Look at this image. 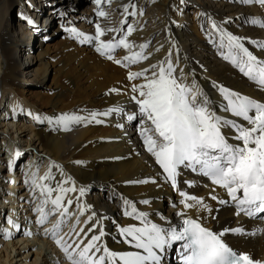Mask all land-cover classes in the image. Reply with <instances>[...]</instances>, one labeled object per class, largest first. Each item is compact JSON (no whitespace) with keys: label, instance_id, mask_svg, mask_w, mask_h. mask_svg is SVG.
Here are the masks:
<instances>
[{"label":"bare ground","instance_id":"6f19581e","mask_svg":"<svg viewBox=\"0 0 264 264\" xmlns=\"http://www.w3.org/2000/svg\"><path fill=\"white\" fill-rule=\"evenodd\" d=\"M75 2L0 0V264H72L63 248L70 245L69 252L78 259L79 251L100 231L105 233L97 242L101 252L93 250L91 255L103 254V246L114 252L137 251L121 243V226H141L140 221L123 215L125 200L162 227L178 225L181 217L177 213L183 211L215 232L236 227L255 232H229L223 238L236 251L264 261V234L258 232L264 229V214L237 216L234 204L219 203L220 199L230 200L225 189L183 166L177 187L165 179L141 135L142 129L151 127L150 122L140 115L132 99L138 96L131 91L132 85L144 83V77L128 79L129 72L145 69L150 77L153 65L170 61L175 75L204 93L217 115L246 124L224 110L227 102L220 88L264 103V86L224 58L230 50L221 31L240 38L257 60L264 61V28L255 23L264 21V4L259 0H102L97 5L91 0L79 11ZM99 10L107 16H98ZM112 12L119 13L118 21ZM97 23L115 30L106 32L101 37L104 41L118 40L132 27L128 36L134 45L131 52H140L139 46L147 45L143 49L147 59L122 66L114 60L130 56L128 49H115L114 60H109L95 50V42L81 43L68 31L75 28L94 36ZM49 27L51 31L46 32ZM54 36L61 37L57 49L49 44ZM231 55L239 60L235 51ZM34 86L37 89L31 92ZM109 108L123 112L97 116L102 123H73L67 131L47 119L64 113L88 116ZM223 131L234 135L228 129ZM229 143L239 142L229 139ZM6 144L12 150L8 158L3 155ZM48 172L54 177L47 182L50 186L59 182L64 188L74 185L76 191L65 195L68 212L63 215L49 201L44 206L47 220L41 224L36 209L44 197L31 181ZM144 180L149 182L136 183ZM180 191L203 198L211 215L199 207L185 209ZM57 194L53 192L52 198ZM67 200L72 204L67 205ZM144 200L149 203H141ZM28 221V226L17 228ZM96 221L99 225L90 231ZM177 252L176 245L168 249L161 264H176L169 254Z\"/></svg>","mask_w":264,"mask_h":264},{"label":"snow or ice","instance_id":"6c2138e0","mask_svg":"<svg viewBox=\"0 0 264 264\" xmlns=\"http://www.w3.org/2000/svg\"><path fill=\"white\" fill-rule=\"evenodd\" d=\"M95 2L100 5L102 0H95ZM243 2L253 3L256 0H243ZM259 2L264 4V0ZM134 14L131 13V15ZM97 15L106 17L107 13L99 10ZM255 23L264 28V21H255ZM95 27L94 36L86 35L75 28L68 31L73 33L74 38L81 43L95 42V50L109 60H114L112 53L115 49L125 48L130 52L133 49L134 45L128 41V36L134 31L132 27L127 28L122 38L116 40L113 37L108 41L102 40L101 37L106 32L115 30L102 28L99 23ZM212 27L221 31L215 23ZM221 36L222 39L224 36L227 37L230 50V54L225 55L224 58L230 59L245 76L264 86V61L257 60L244 47L240 38L222 31ZM139 47L140 52H131L130 56H125L123 60L115 59L114 62L127 67L128 64L147 59L143 53L147 45ZM232 51L239 55V60L231 55ZM152 68L155 71H152L150 77L147 75L148 70L145 69L141 72H129L128 79L144 77V83L132 85L131 91L138 93V96L134 95L132 99L138 106L140 115L150 122L151 127L142 129L141 135L144 136L147 151L152 154L166 174L165 179L174 188L177 187L178 177L181 175L180 169L183 166L210 178L214 185L225 189L230 200L220 199L219 203L234 204L237 216L243 213L252 218L258 214H264V103L221 87L223 99L227 102L224 110L246 122V124H240L235 120L217 115L204 93L175 75V68L170 61L153 65ZM122 112L123 109L120 108H109L103 113L92 112L88 116L64 113L47 119L49 122L62 125L67 131L73 123H102L103 121L97 119V116L108 117ZM34 118L42 122L40 115ZM128 119H136V116H129ZM224 129H228L234 135H226ZM229 139L239 143H229ZM52 179L54 177L51 172H48L43 176H34L31 181L44 197L41 205L36 209L40 213L41 224L47 220L48 213L45 212L44 206L49 201L54 206V210L60 211L63 215L68 212L64 201L65 195L76 191L74 185L64 188L59 182L52 187L47 183ZM38 180L42 183H38ZM148 182L144 180L136 183ZM185 183L190 184L188 181ZM79 191L82 196L84 189L81 188ZM53 192L58 193L55 198H52ZM179 194L183 198L180 203L185 209L199 207L211 215L212 209L204 203L203 198L189 196L183 191ZM211 199L216 200L217 197L212 196ZM141 203L148 204L149 201L144 200ZM66 204L71 205L72 200H67ZM124 204L123 215L140 221L141 226H121L119 228L123 237L121 243H127L137 251L114 252L107 246H103V254L91 255L93 250L96 253L101 252L97 242L105 233L100 231L99 235H93L89 243L79 251L78 259H73L74 253L69 252L70 245L63 248L72 264H117V261L119 264H161L162 259L165 258L164 254L173 245L177 246L176 250L179 252L182 264H264V261L254 260L250 254L238 253L223 239L229 232L238 235H256L255 232L247 233L242 227L225 228L220 232H213L205 227L199 218L193 219L183 211L177 213L181 217L178 225L169 224L168 227H162L149 221L148 214L138 211L131 201L125 200ZM94 216L95 213L89 217V220L91 221ZM9 223L12 221L9 220ZM98 225L99 221H96L89 230L94 231ZM56 228H59V224ZM258 232L264 234V229ZM53 235L55 236V232ZM57 243H60L59 239Z\"/></svg>","mask_w":264,"mask_h":264},{"label":"rangeland","instance_id":"374dc122","mask_svg":"<svg viewBox=\"0 0 264 264\" xmlns=\"http://www.w3.org/2000/svg\"><path fill=\"white\" fill-rule=\"evenodd\" d=\"M71 1V3L72 2H74V0H70ZM89 4H91V0H77V2H75V3H73V5L74 6H77L78 7V9H79V11H80V9H82V8H84V7H86L87 5H89ZM76 13H78V11L76 12ZM113 13V19L114 20H117L118 21V15H119V13H114V12H112ZM75 14V13H74ZM127 19H129V18H127ZM51 29L52 28H48L47 30H46V32H50L51 31ZM61 39V37L60 36H54V37H52V38H50L49 40H50V43L49 44H51V48L52 49H57L58 47H59V45H60V40ZM33 42L31 41V44H32ZM35 43H36V41H35ZM58 46V47H57ZM36 89H37V87H33V88H31L30 90H31V92L33 91V92H35L36 91ZM6 106H7V103H5V105H4V108H6ZM3 145H4V143H3ZM2 145V146H3ZM23 152H25V150L23 149ZM12 153V150H11V145H9V144H6L5 146H4V156L5 157H9V155ZM27 153V152H26ZM32 155V154H31ZM1 163H3L2 161H0V164ZM20 166L22 165V163L21 164H19ZM9 183H10V181H9ZM20 190H22V189H20ZM24 224V225H23ZM22 224V226H21V228H23L24 226H28V224H29V221H28V223L27 222H24ZM23 231H24V229H23ZM172 248H174V245H173V247ZM174 249H171V251H173ZM174 252V251H173ZM17 264H20V261H18V263Z\"/></svg>","mask_w":264,"mask_h":264}]
</instances>
